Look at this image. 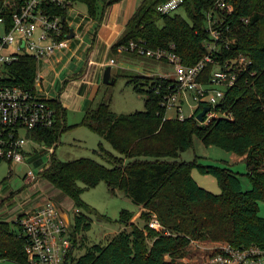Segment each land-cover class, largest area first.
<instances>
[{
	"label": "trees",
	"instance_id": "1",
	"mask_svg": "<svg viewBox=\"0 0 264 264\" xmlns=\"http://www.w3.org/2000/svg\"><path fill=\"white\" fill-rule=\"evenodd\" d=\"M79 1L86 3L92 17L98 13L99 2H104L101 23L107 8L115 3V0H71V6ZM164 1L167 0L141 2L122 35L110 46V58L119 53V47L139 39L152 48L174 43L186 65L205 56L204 41L208 38L205 10L211 0H188L182 9L184 16L179 12L162 14L158 6ZM231 1L234 11L226 20L236 42L224 50L220 59L243 54L251 60L239 81L226 88L217 106L221 114L230 113L232 117L221 115L200 122L196 115L203 107L201 104L193 116L164 119L166 109L162 100L170 79L132 75L134 89L145 95V110L118 114L103 99L96 107L87 109L81 122L109 141L119 153L115 155L99 147L98 154L108 162L104 164L90 157L59 160L54 156L60 134L67 126V109L60 99L51 101L57 108V122L37 135L54 144L55 150L41 177L70 197L73 206L79 209L73 218L75 243L78 244L80 232L91 228L90 217L80 209L98 215L82 194L100 182L107 183L111 194L121 191L144 208L140 213L142 226L132 220L134 211L122 209L119 221L131 230L118 232L106 244L91 245L82 255L72 253L67 264H169L164 255L183 256L192 239L227 241L236 247L264 246V218L259 215L258 204L264 200V0ZM55 11L67 13L61 6H55ZM12 68L15 82L34 86L37 59L23 56ZM212 69L213 65L208 64L205 75ZM158 86H161L159 93L155 88ZM194 137L243 157L251 189L243 190L238 173L229 167L201 164L196 159H176L192 146ZM194 168L214 175L221 192L202 187L193 177ZM152 214L175 234L158 235L148 225ZM103 218L111 220L106 215ZM3 259L28 264L24 239L18 235L16 222L0 218V261Z\"/></svg>",
	"mask_w": 264,
	"mask_h": 264
},
{
	"label": "built area",
	"instance_id": "2",
	"mask_svg": "<svg viewBox=\"0 0 264 264\" xmlns=\"http://www.w3.org/2000/svg\"><path fill=\"white\" fill-rule=\"evenodd\" d=\"M187 1L167 0L158 6V10L162 14L173 15L183 9ZM55 6L66 8L67 13H56ZM71 8V0H0V161L24 163L30 154L46 151L51 156L54 151V144L37 135L38 131L49 129L57 122V108L51 102L53 99L42 94L43 76L39 64L44 58L69 47V35L73 29L68 18ZM233 11L231 0H211L205 10L208 32L204 41L206 53L192 65L182 62L174 43L168 47L152 48L139 39L119 47V52L128 51L172 65L173 72L150 75L170 79L162 100L166 109L164 119H170L168 109H174L175 117L179 119L193 116L201 104L202 109L210 106L203 122L221 115L232 117L230 113L217 111L216 104L221 102L226 88L239 81L251 62L243 54L220 59L224 50L230 49L236 42L231 34V24L226 20ZM23 56H31L38 61L34 86L15 82L12 65ZM109 64L115 65L116 60L110 59ZM208 64H212L213 69L206 76ZM155 88L159 93L161 86ZM186 107L192 108L189 115H185ZM51 161L52 158L46 161L39 174L33 170L28 172L26 180L35 184ZM78 211L76 208L75 212ZM65 213L56 202L48 200L35 210L15 218L18 235L24 239L28 264H67L70 255L75 253L77 244L73 237V221ZM148 225L158 235L175 234L161 223L156 214H152ZM164 261L187 264L170 253L164 255ZM197 264H264V246L250 244L236 247L227 241H218L202 253Z\"/></svg>",
	"mask_w": 264,
	"mask_h": 264
},
{
	"label": "rangeland",
	"instance_id": "3",
	"mask_svg": "<svg viewBox=\"0 0 264 264\" xmlns=\"http://www.w3.org/2000/svg\"><path fill=\"white\" fill-rule=\"evenodd\" d=\"M118 1L119 0H115V3ZM121 1L123 2L120 4V11L118 10L117 13L120 21L125 18L128 7L129 11L134 13L143 0H120V2ZM115 3H112L107 8L104 15V23L112 18L116 8L114 5ZM103 7L104 2H99V5L97 6L98 13L95 17H92L88 12L86 3L79 1L69 10L68 18L74 24L81 22L79 32L83 36L88 37L94 27L99 28L102 26L101 17L103 14ZM179 13L182 16L185 15V12L182 9L179 10ZM114 57L115 55L112 58ZM157 65H161L159 68L163 66L166 73L173 72L172 65L166 62L135 53H120L118 56V67H114L112 74V77L115 78V82L112 84H105L101 81V89L97 97V103L103 99L108 100L113 111L118 114L145 110V95L134 89V84L130 79L132 75L143 74L140 73L142 69H154L157 68ZM60 90L61 85L60 83H57L56 90L53 92H60ZM191 112L192 108L186 107L185 115H189ZM167 115L170 118H174L175 110L168 109ZM83 116L84 114L82 112L67 109V126L60 134V140L54 156L59 160H74L81 157H90L101 163L108 164V162L98 154L97 150L99 147L103 146L105 150L112 152L115 155H119V153L112 147L109 141L89 127L81 124ZM50 158H52V155L50 156L49 153L44 151L41 154L37 153L28 155L26 158L27 162L24 163L11 164L7 161H0V186L5 187V189L8 188L3 197H6L10 190L14 191L13 196L19 192H21L20 197H25L26 193L31 194L33 192L31 188L32 184H27L28 182L25 179L28 172L33 170L34 173L39 174L41 168H43L46 161L50 160ZM176 159L187 161L196 159L201 164L229 167L238 173L243 190H249L252 187L251 180L248 176V166L243 157L217 145H206L198 137H194L192 146L182 151ZM10 170H12V172ZM192 172L194 179L202 187L214 193L221 192L218 181L214 175L202 173L197 168H194ZM39 180L41 181L39 185L45 196L51 197V200L56 202L57 205L66 212L65 214L69 215L71 221H73L74 215L76 214V207L73 206L71 198L64 195L58 190V188H55L52 185L49 186L45 178L40 177ZM23 191H26V193ZM82 198L98 211V215L88 213L85 209H80L90 217L91 228L88 231H82L78 234V244L75 250V256L84 254L87 248L93 244H106L115 234L122 230L130 231V226L119 221L120 211L122 209H128L137 213L141 206L121 191H118L116 195L111 194L108 191L107 183L104 181L100 182L95 187L85 190L82 194ZM258 204L259 215L264 218V200H259ZM103 215L110 217L111 220L103 218ZM134 219L139 225H143L144 221L140 218V215ZM218 241L221 240L193 239L186 247L185 254L181 257H175V259L179 258V260L181 259V262H186L187 264H197L198 261L201 260L202 253L206 252ZM82 242H85L84 246H81ZM0 264L20 263L10 259H3L0 261Z\"/></svg>",
	"mask_w": 264,
	"mask_h": 264
},
{
	"label": "crops",
	"instance_id": "4",
	"mask_svg": "<svg viewBox=\"0 0 264 264\" xmlns=\"http://www.w3.org/2000/svg\"><path fill=\"white\" fill-rule=\"evenodd\" d=\"M122 2L119 0L114 4L116 8L112 18L105 23V19H103L102 26L99 28L94 27L88 37L79 32L81 22L74 24L70 20L75 36L72 39L70 38L69 47L53 56L44 58L39 64L43 76L42 94L45 97L60 99L66 109H72L83 114L87 109L96 107L99 104L100 101L97 103V97L101 89L103 72L105 66L112 59L109 56L110 46L122 35L127 21L133 14L128 7L125 18L120 21L117 13L118 10L120 11ZM119 54L120 52L114 57L116 64H110L112 66L111 77L114 67H118ZM160 66L157 65V68H145V70L139 71L146 75L165 72L164 67L159 68ZM57 83H60L61 90L60 92H53L56 90ZM45 180L49 186L52 185L47 179ZM40 182L38 180L31 185L33 191L31 194L23 191L26 193L25 197H20L21 192L13 196V190H10L7 193L8 195L3 197L8 188L5 189V187L0 186V218L12 222L19 215L33 211L46 201L51 200V197H46L43 193L39 185ZM143 209L141 205L134 218L139 216Z\"/></svg>",
	"mask_w": 264,
	"mask_h": 264
},
{
	"label": "water",
	"instance_id": "5",
	"mask_svg": "<svg viewBox=\"0 0 264 264\" xmlns=\"http://www.w3.org/2000/svg\"><path fill=\"white\" fill-rule=\"evenodd\" d=\"M73 36H75V32L74 30L72 31V33L69 35L70 38H72ZM111 69L112 66L110 64L105 66L104 72H103V83L105 84H112L115 82V78L111 77ZM220 103L216 104V107L219 106ZM210 109V106H205L197 115L196 118L200 121L203 122L204 118H205V114L206 112Z\"/></svg>",
	"mask_w": 264,
	"mask_h": 264
}]
</instances>
